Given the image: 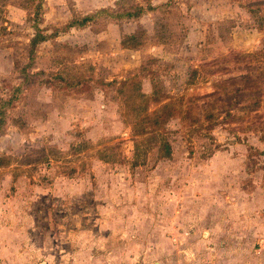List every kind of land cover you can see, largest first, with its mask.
<instances>
[{"label": "rangeland", "instance_id": "obj_1", "mask_svg": "<svg viewBox=\"0 0 264 264\" xmlns=\"http://www.w3.org/2000/svg\"><path fill=\"white\" fill-rule=\"evenodd\" d=\"M2 118L0 264H264V0H0Z\"/></svg>", "mask_w": 264, "mask_h": 264}, {"label": "trees", "instance_id": "obj_2", "mask_svg": "<svg viewBox=\"0 0 264 264\" xmlns=\"http://www.w3.org/2000/svg\"><path fill=\"white\" fill-rule=\"evenodd\" d=\"M93 18L94 17H86L81 21L74 22L72 25H70V27L71 26L73 27L75 25L84 26L86 23L92 21ZM47 39L48 38L44 34H42L41 32H38L37 36L31 42L32 52L39 43L44 42ZM9 104H11V101H9V102L4 101L3 102V105H9ZM3 120H4V118H2V120L0 122V130L2 129ZM157 124H158V121H157ZM160 150L162 152L160 155V158H171L172 157V147L168 141L163 140V143L161 145Z\"/></svg>", "mask_w": 264, "mask_h": 264}, {"label": "crops", "instance_id": "obj_3", "mask_svg": "<svg viewBox=\"0 0 264 264\" xmlns=\"http://www.w3.org/2000/svg\"><path fill=\"white\" fill-rule=\"evenodd\" d=\"M262 261H264V258L262 259Z\"/></svg>", "mask_w": 264, "mask_h": 264}]
</instances>
